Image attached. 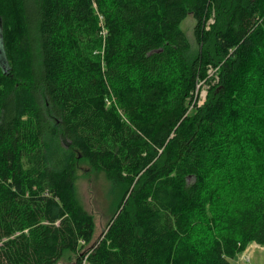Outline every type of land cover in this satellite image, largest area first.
Instances as JSON below:
<instances>
[{
	"label": "trees",
	"instance_id": "obj_1",
	"mask_svg": "<svg viewBox=\"0 0 264 264\" xmlns=\"http://www.w3.org/2000/svg\"><path fill=\"white\" fill-rule=\"evenodd\" d=\"M0 31V264L264 247V0H0ZM82 161L108 181L95 244Z\"/></svg>",
	"mask_w": 264,
	"mask_h": 264
},
{
	"label": "rangeland",
	"instance_id": "obj_2",
	"mask_svg": "<svg viewBox=\"0 0 264 264\" xmlns=\"http://www.w3.org/2000/svg\"><path fill=\"white\" fill-rule=\"evenodd\" d=\"M210 22L213 21L210 20ZM195 25L196 19L192 15L188 16L181 24V29L186 33L193 46L197 44L194 34ZM2 46L0 31V63L3 61ZM199 96V102L203 101V98L206 97V87L201 89ZM77 187L82 204L95 217L96 232L93 241V244H95L103 235L111 216L109 213L108 199L106 198L108 181L103 174L96 173L86 162L82 161L79 164V181ZM232 261L234 264H264V247L252 244L246 252Z\"/></svg>",
	"mask_w": 264,
	"mask_h": 264
},
{
	"label": "built area",
	"instance_id": "obj_3",
	"mask_svg": "<svg viewBox=\"0 0 264 264\" xmlns=\"http://www.w3.org/2000/svg\"><path fill=\"white\" fill-rule=\"evenodd\" d=\"M205 98H203V101H204ZM203 101H200V104L203 103Z\"/></svg>",
	"mask_w": 264,
	"mask_h": 264
},
{
	"label": "crops",
	"instance_id": "obj_4",
	"mask_svg": "<svg viewBox=\"0 0 264 264\" xmlns=\"http://www.w3.org/2000/svg\"><path fill=\"white\" fill-rule=\"evenodd\" d=\"M258 246V245H257Z\"/></svg>",
	"mask_w": 264,
	"mask_h": 264
}]
</instances>
